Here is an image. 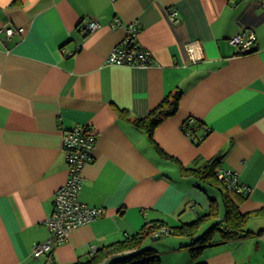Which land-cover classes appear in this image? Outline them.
Masks as SVG:
<instances>
[{"label": "crops", "instance_id": "crops-1", "mask_svg": "<svg viewBox=\"0 0 264 264\" xmlns=\"http://www.w3.org/2000/svg\"><path fill=\"white\" fill-rule=\"evenodd\" d=\"M86 20L99 28L85 35ZM133 22L155 63L109 64ZM11 25L24 33L6 39ZM240 31L258 37L249 52L231 42ZM177 90L180 107L152 140L135 120ZM190 119L203 123L196 138L184 128ZM80 123L97 132L80 199L106 212L70 232L56 264L87 261L93 247L147 222H193L210 198L224 207L220 190L181 171L222 152V167L250 190L241 211L264 208V0H0V264H46L33 246L50 236L45 221L70 174L63 130ZM246 226L249 234L209 244L197 261L189 245L199 234L168 233L143 247L161 264H264V215Z\"/></svg>", "mask_w": 264, "mask_h": 264}, {"label": "trees", "instance_id": "trees-1", "mask_svg": "<svg viewBox=\"0 0 264 264\" xmlns=\"http://www.w3.org/2000/svg\"><path fill=\"white\" fill-rule=\"evenodd\" d=\"M182 91L165 97V100L159 106L154 108L148 115L137 118L135 123L138 127L147 130L150 138L153 140L155 128L170 115L175 114L180 107V98ZM203 126V123L196 120H187L184 128L194 138L198 137L197 131ZM211 129L207 132L209 133ZM207 133L204 135L206 136ZM200 137V139H203ZM201 141V140H200ZM159 152L166 157L172 155L164 152L162 148L156 144ZM225 153H220L210 159H205L200 165L186 166L181 164L182 174L199 178L202 182L207 183L221 191L222 202L224 205V214H220V204L215 198H210L211 207L206 214H202L193 222H184L182 225L167 226L164 221L147 222L145 226L137 233L128 235L120 241L108 243L109 245L98 248L89 260L84 262H76L74 264H161V256L157 250L150 247H143L147 238H155L154 234L159 229L166 227L169 233L181 236L196 237L202 230L203 225L209 221H214L208 230L201 233L191 243L190 253L192 258L197 261L203 256V250L209 244H215L221 241L233 240L234 238L246 236L251 231L247 228L249 220L258 215H264V208L256 211L243 213L240 205L249 194L250 190L239 191L237 189H229L225 180L218 176V168L223 165ZM264 231V230H263ZM155 239H159L155 238ZM197 264H207V262H199Z\"/></svg>", "mask_w": 264, "mask_h": 264}, {"label": "built area", "instance_id": "built-area-1", "mask_svg": "<svg viewBox=\"0 0 264 264\" xmlns=\"http://www.w3.org/2000/svg\"><path fill=\"white\" fill-rule=\"evenodd\" d=\"M177 14L176 9L169 11V15L173 20L178 19ZM120 24V18H117L112 26L116 27ZM99 26L100 23L97 20H86L81 22L80 29L87 35L98 29ZM126 28L128 34L113 47L107 55V62L109 64L136 67H149L154 64L155 55L152 50L144 47L139 42L141 30L139 24L133 22L128 24ZM2 31L5 32L6 39H10L15 33L23 34L25 26H5ZM257 40L258 37H256L254 32L247 34L245 31H240L231 38V42L239 47L240 52L251 51ZM63 133V146L66 158H68L70 174L66 184L56 191L55 210L45 221L50 236L45 241L38 242L33 246V256H46V264H56L53 252L59 244L67 241L71 231L95 221L96 218L103 216L106 212L104 207L90 206L80 199V191L84 185V168L92 159L97 132H95L92 125L80 123L74 128L64 129ZM218 176L225 180L229 189L249 190L248 187L242 185L237 172L232 168L219 167ZM168 233L169 230L163 227L155 232L154 235L158 237ZM96 251L97 248L93 247L90 256H93Z\"/></svg>", "mask_w": 264, "mask_h": 264}, {"label": "rangeland", "instance_id": "rangeland-1", "mask_svg": "<svg viewBox=\"0 0 264 264\" xmlns=\"http://www.w3.org/2000/svg\"><path fill=\"white\" fill-rule=\"evenodd\" d=\"M220 214H222V215L224 214V208H223V207H221ZM213 222H214V221L210 222V223L208 224V227H209ZM148 239L151 240V241L154 242V243H159L160 241L164 240L165 237H160L159 239H155V238L149 237Z\"/></svg>", "mask_w": 264, "mask_h": 264}]
</instances>
